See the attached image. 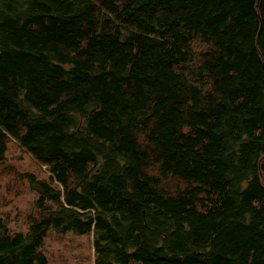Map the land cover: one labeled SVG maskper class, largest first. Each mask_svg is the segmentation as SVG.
Returning a JSON list of instances; mask_svg holds the SVG:
<instances>
[{
    "label": "trees",
    "instance_id": "obj_1",
    "mask_svg": "<svg viewBox=\"0 0 264 264\" xmlns=\"http://www.w3.org/2000/svg\"><path fill=\"white\" fill-rule=\"evenodd\" d=\"M10 142L47 177L0 264L50 228L94 264H264V0H0Z\"/></svg>",
    "mask_w": 264,
    "mask_h": 264
},
{
    "label": "rangeland",
    "instance_id": "obj_2",
    "mask_svg": "<svg viewBox=\"0 0 264 264\" xmlns=\"http://www.w3.org/2000/svg\"><path fill=\"white\" fill-rule=\"evenodd\" d=\"M25 174H35L44 179L47 177L45 165L10 142L6 159L0 163V215L7 218L11 229L25 230L28 216L35 214L33 200L37 194ZM92 241L93 235L89 233H63L50 228L44 237L42 250L47 264H94Z\"/></svg>",
    "mask_w": 264,
    "mask_h": 264
},
{
    "label": "bare ground",
    "instance_id": "obj_3",
    "mask_svg": "<svg viewBox=\"0 0 264 264\" xmlns=\"http://www.w3.org/2000/svg\"><path fill=\"white\" fill-rule=\"evenodd\" d=\"M160 6H162V5H160ZM185 7H186V6H185ZM161 10H162V9H161ZM176 17H177V16H176ZM171 18H172V17H171ZM164 20H165V19H164ZM227 20H228V19H227ZM168 22H169V21H168ZM231 23H232V21H231ZM231 23H230V24H231ZM166 25H167V24H166ZM188 28H189V27H188ZM196 28H197V27H196ZM159 30H160V29H159ZM170 31H171V30H170ZM160 33H161V32H160ZM170 33H171V32H170ZM161 34H162V33H161ZM163 34H164V33H163ZM171 34H172V33H171ZM205 36H206V35H205ZM205 36H204V37H205ZM212 36L214 37V35H212ZM169 37H170V36H169ZM169 37H168L167 39H169ZM208 37H210V35H209ZM171 39H172V38H171ZM177 39H178V37H177ZM212 39H213V38H212ZM171 42H172V41H171ZM173 42H174V40H173ZM176 42H177V41H176ZM176 42H175V43H176ZM204 42H205V41H204ZM207 43H208V42H207ZM204 45H205V44H204ZM188 46H189V45H188ZM189 47H190V46H189ZM179 48H180V47H179ZM202 48H203V47H202ZM196 49H197V48H196ZM190 50H191V49H190ZM192 50H193V49H192ZM186 51H187V50H186ZM197 51H198V50H197ZM187 53H188V51H187ZM197 53H198V52H197ZM192 54H193V53H192ZM192 54H191V52H190V55H192ZM192 57H193V56H192ZM198 57H199V55H198ZM198 57H197V58H198ZM192 59H193V58H192ZM192 59H191V60H192ZM198 59H199V58H198ZM191 60H190V61H191ZM197 61H199V60H197ZM207 61H209V60H207ZM190 63H191V62H190ZM193 63H194V62H193ZM193 63H191V65H192ZM185 64H186V63H185ZM193 69H194V68H193Z\"/></svg>",
    "mask_w": 264,
    "mask_h": 264
}]
</instances>
